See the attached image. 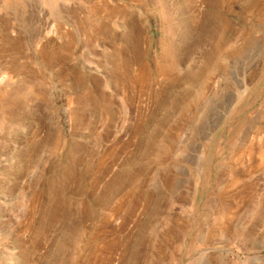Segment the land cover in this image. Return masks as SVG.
<instances>
[{"label":"rangeland","instance_id":"374dc122","mask_svg":"<svg viewBox=\"0 0 264 264\" xmlns=\"http://www.w3.org/2000/svg\"><path fill=\"white\" fill-rule=\"evenodd\" d=\"M263 146L264 0H0V264H264Z\"/></svg>","mask_w":264,"mask_h":264},{"label":"bare ground","instance_id":"6f19581e","mask_svg":"<svg viewBox=\"0 0 264 264\" xmlns=\"http://www.w3.org/2000/svg\"><path fill=\"white\" fill-rule=\"evenodd\" d=\"M52 2V1H51ZM54 2V1H53ZM264 147V146H263ZM261 155L264 157V148L261 149Z\"/></svg>","mask_w":264,"mask_h":264}]
</instances>
